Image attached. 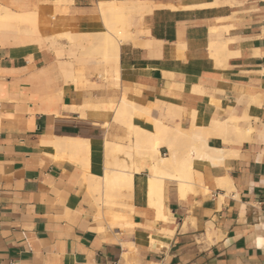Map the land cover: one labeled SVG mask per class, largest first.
<instances>
[{
    "label": "crops",
    "instance_id": "1",
    "mask_svg": "<svg viewBox=\"0 0 264 264\" xmlns=\"http://www.w3.org/2000/svg\"><path fill=\"white\" fill-rule=\"evenodd\" d=\"M99 1L109 0L0 4L36 12L51 37L103 30ZM139 1L117 76L77 60L87 44L73 56L59 37L58 56L47 40L0 29V264H264V0ZM122 99L186 131L154 157L187 164L201 183L193 192L164 177L151 193L149 155L117 152L131 182L105 188L104 150L95 163L44 150L55 138L133 147ZM230 117L237 129L222 124ZM105 194L110 205L98 202Z\"/></svg>",
    "mask_w": 264,
    "mask_h": 264
},
{
    "label": "bare ground",
    "instance_id": "2",
    "mask_svg": "<svg viewBox=\"0 0 264 264\" xmlns=\"http://www.w3.org/2000/svg\"><path fill=\"white\" fill-rule=\"evenodd\" d=\"M121 5H124L125 8L121 9V10H127L126 8L132 10V13H134L133 11H136V12H144V4L142 1H139V0H129V1H116V0H109V1H99V4H111V6L114 7V3H118ZM116 4V6L118 5ZM110 6V7H111ZM115 6V7H116ZM150 6V5H149ZM146 7V6H145ZM3 6L0 4V10H2ZM98 8H99V5H98ZM23 9V8H22ZM28 9V8H27ZM131 12V11H130ZM32 13L33 15H36L35 12L33 11H28V10H22L20 13L18 12H14V11H11L10 9H8L7 7H5V14L7 16V18L9 19H18L22 16H25L26 14H29ZM118 20V19H117ZM124 21V20H123ZM125 22V21H124ZM120 24V23H119ZM104 26V25H103ZM120 26V25H118ZM117 26V27H118ZM113 27V26H112ZM124 27V26H123ZM106 30H102L100 29L99 27V30L102 34V37L104 38L105 40V44H104V50H103V55H102V58H104V62L101 61V64L103 63L104 65L106 64H113V68H114V74H116L117 76V69H116V63H117V59H118V51H119V41L123 38H126L128 37V33L129 31L128 30H125L127 29L126 27V24H125V29L123 30L124 33L121 34V31L118 32L119 30V27H118V30L116 31L115 33V29L114 28H111V30H107L108 28L105 26ZM121 29V28H120ZM15 31H18V30H15ZM28 32H32L31 30H27ZM33 33V32H32ZM102 38V39H103ZM60 51V50H59ZM69 60V59H68ZM62 64H65L66 67L68 66L70 68V66H72V64L70 63H64L62 61ZM100 63H98L99 65ZM63 66V65H62ZM111 66V65H110ZM112 67V66H111ZM109 68V67H108ZM124 71V70H123ZM71 72V71H70ZM69 72V74H70ZM122 73H125V72H122ZM120 74V72H119ZM127 74V73H126ZM130 75V74H129ZM71 76V75H70ZM121 76V75H120ZM119 76V78H120ZM115 78V77H114ZM122 78V77H121ZM70 80V79H69ZM115 80V79H114ZM120 80V79H119ZM192 89V88H191ZM193 92V91H192ZM127 101L122 99L121 100V103L119 104V108H118V114L121 116V115H124L125 111H126V105H127ZM129 105V104H128ZM71 107V106H70ZM171 111V110H170ZM117 114V115H118ZM141 120L144 119L143 122H145V125L146 126V129L145 132H150V134L152 135V138L150 137L151 135H149L150 139L148 140L149 141V145L150 147L154 148V154L157 153V150H158V147L160 144H164L163 142L167 140L166 136L169 135H173L176 137V139H179L181 138V135L179 134H182L184 133V131H182V129H180L178 126H169L167 124H165L162 120L160 119H157V118H154L150 115L149 113V110L145 107H141L140 108V114H139ZM117 119V118H116ZM225 120V119H224ZM236 121H238V119L236 117H230L228 118L227 120H225V122H222V124H226L231 126L232 128L234 129H237V126H236ZM193 123V121H192ZM218 123V122H217ZM194 124V123H193ZM216 125V124H215ZM107 126V125H106ZM222 126V125H221ZM221 126H219L221 128ZM194 128V126H193ZM224 129V128H223ZM220 130V129H219ZM186 132V131H185ZM197 132V131H196ZM204 132V131H203ZM198 133V132H197ZM206 134V133H205ZM148 135V133H147ZM178 135V136H176ZM184 135V134H182ZM186 135V134H185ZM52 137V136H51ZM60 137V136H59ZM67 137V136H66ZM178 137V138H177ZM201 137V136H200ZM163 138L166 140L163 141ZM183 138V137H182ZM202 138V137H201ZM49 139V138H48ZM52 139V138H51ZM174 140H176L175 138H172ZM45 140V139H44ZM87 141V142H86ZM173 142V141H171ZM167 144V142H165ZM41 144H43V148L46 152H50V153H53L55 154L57 157H64V156H75V155H86L88 158L90 157L92 160L94 158V161L95 162V158L96 156L98 155V152L100 150H103V149H107L108 152H111V153H116L117 151H121L123 150V145L122 144H118V143H114V142H111V141H104L102 144L101 143H96V142H89L88 143V140H79V139H73V138H55L54 140H48V141H44L42 142ZM207 144V143H206ZM126 147V146H124ZM131 147V146H130ZM122 148V149H121ZM121 149V150H120ZM174 152V150H172ZM211 151V150H209ZM129 152V151H128ZM173 152L171 153V155H173ZM217 154H220L221 150H218L216 151ZM215 152V153H216ZM219 152V153H218ZM159 153V152H158ZM157 153V154H158ZM169 153V152H168ZM213 152H211L212 154ZM150 154V153H149ZM214 154V153H213ZM216 154V155H217ZM165 155V154H164ZM206 155V154H205ZM222 155V154H221ZM175 156V155H174ZM200 156V155H199ZM219 156V155H217ZM170 157H173V156H170ZM169 157V158H170ZM202 157V155L200 156ZM223 157V156H221ZM220 157V158H221ZM175 158V157H173ZM205 158L207 159V157L205 156ZM216 158V157H215ZM218 158V157H217ZM61 159H64V158H61ZM68 159V158H67ZM172 159V158H170ZM170 159H166V158H162V157H153V175L150 177L149 179V186H150V189H151V193L152 191L154 190V188H156L157 186H160L161 185V182H162V179H164V177H171V178H174L175 180L178 179L179 181V186L181 188V190H191V192H193L192 188L195 187V184H197V182L194 180V175L191 173L189 167H186L183 166L184 164H180V166L178 167L177 163L175 162L176 161V158L175 160L172 159V161ZM219 159V158H218ZM217 159V160H218ZM216 160V159H214ZM209 161V160H208ZM211 161L213 162V158L211 159ZM219 162V161H218ZM211 163V162H210ZM215 165H218V164H215ZM214 165V166H215ZM106 169V168H105ZM217 174V173H216ZM123 176V178H125V181L127 182L128 186L130 185V182H131V177H132V171L131 170H117V169H114V168H110L109 170H105L104 172V180L102 179V181L104 182V186L105 188H107V184L109 182V180H116L117 178H121ZM218 176V175H217ZM198 177V176H197ZM223 178V177H222ZM168 179V178H167ZM216 180H220L221 182V178L218 179L216 178ZM228 180V179H226ZM124 181V182H125ZM201 182V181H200ZM217 182V181H216ZM168 183V181H167ZM224 183V182H223ZM226 183V182H225ZM163 184V182H162ZM201 184V183H200ZM199 184V185H200ZM216 184V183H215ZM220 184V183H219ZM227 184V183H226ZM178 185V184H177ZM198 185V184H197ZM198 185V186H199ZM224 186H230L229 185H225ZM195 190L197 188H194ZM163 191V190H162ZM197 191V190H196ZM149 192V191H148ZM195 192V191H194ZM109 193V191L107 192V194ZM104 194V193H103ZM180 194V193H179ZM109 195V194H108ZM120 195V194H119ZM152 195V194H151ZM186 195V194H185ZM102 196H100L98 198V202L99 203H107V205H110L109 203V199L111 198H108L110 196H107L106 194L104 195V199L101 198ZM117 197V196H116ZM124 198V197H123ZM119 200V199H118ZM97 202V203H98ZM163 202V201H162ZM123 203V202H122ZM101 205V204H100ZM149 206V205H148ZM157 206V204H156ZM153 207V206H152ZM153 209V208H152ZM117 214V213H116ZM155 214V213H154ZM126 226V225H125Z\"/></svg>",
    "mask_w": 264,
    "mask_h": 264
},
{
    "label": "rangeland",
    "instance_id": "3",
    "mask_svg": "<svg viewBox=\"0 0 264 264\" xmlns=\"http://www.w3.org/2000/svg\"><path fill=\"white\" fill-rule=\"evenodd\" d=\"M116 4L118 3H114L111 6V4H99V11L101 12L102 15V19H103V25H104V30H106L105 26L108 28L107 30H111V28L115 29V33L118 30L119 27V31H121V34L124 33V29H125V24L127 29H129V18L132 15H141V12H136L133 11L134 13H132V10L126 8L127 10H121L124 7V5H121L120 2L119 4L116 6ZM3 6V5H2ZM111 6V7H110ZM116 6V7H115ZM9 9V8H8ZM131 11V12H130ZM21 11H19L20 13ZM18 13V12H17ZM36 13V12H35ZM118 19V20H117ZM125 22H124V21ZM120 23V24H119ZM120 25V26H118ZM111 26V28H110ZM113 26V27H112ZM118 26V27H117ZM124 26V27H123ZM121 28V29H120ZM124 28V29H123ZM0 29L1 30H18V32L20 33L19 35L21 37L28 38L29 36H34L39 38L37 43H42V40H47L50 42L51 47H53L58 56L62 55V49L63 47L61 45H59V43L56 41L57 38L59 37H64L67 38V41L70 43V48L68 49V54L73 55L75 54V51L80 48L81 46H83L82 44H87L88 46V50L86 53L82 54V57L77 58V60H81L82 62H96L97 64H99V66L104 67L105 69L108 68L107 65L105 64H101V61L104 60V58H102L103 55V50H104V44H105V40L102 37V34L99 30V26H92L91 30L89 32H95L94 34H83L80 31H76V32H70L67 31L66 29H62L59 30V32H56L53 36L51 37H43L40 34V28L38 25V21L36 18V15H33L32 13L26 14L25 16H22L18 19H9L7 18L6 14H5V7L3 6L2 10H0ZM31 30L32 32H28L27 30ZM117 32V33H118ZM116 33V34H117ZM29 35V36H27ZM103 38V39H102ZM106 45V44H105ZM60 50V51H59ZM104 62V61H102ZM71 64V62H68ZM140 108L141 106H129L128 104L126 105V111L124 113V115H119L118 120L122 121V124L125 125V128H127L129 133H134L135 135V143L133 145V147L126 148L121 151H117V152H124L125 156L130 159V161L132 162V153L133 154H140V155H149L152 158L154 157V148L152 150V148L149 145V139L150 137L152 138V135L150 134V132H145L144 129H146L145 122L144 119L138 120L137 123L132 124L131 119L130 121L125 119L127 117V114H131L132 116L136 115V116H140ZM130 109V110H129ZM132 109V110H131ZM132 111V113H131ZM127 122H124V121ZM147 130V129H146ZM149 135H151L149 137ZM134 149V152L133 150ZM105 151V155H108L109 157H111V161L108 162V165L106 166L105 170H109L110 168L113 167V165L115 166L114 169L117 170H130L129 167L126 165L125 160H119L116 156V153H111L108 152L107 149H103ZM129 151V152H128ZM100 152H102V150H100L98 152V155L100 154ZM150 153V154H149ZM72 157H78V158H84L88 161V163L93 162V160L89 157H87L86 155H75ZM97 158V156H96ZM95 158V160H96ZM95 163V162H93ZM190 169V168H189ZM191 171V169H190ZM192 173V171H191ZM193 174V173H192ZM194 175V174H193ZM195 180V179H194ZM125 178H123V176L121 178H117L116 180H109L108 184H107V188L112 186H128L127 182L125 181ZM196 182L198 180H195ZM100 196H98L99 198Z\"/></svg>",
    "mask_w": 264,
    "mask_h": 264
},
{
    "label": "built area",
    "instance_id": "4",
    "mask_svg": "<svg viewBox=\"0 0 264 264\" xmlns=\"http://www.w3.org/2000/svg\"><path fill=\"white\" fill-rule=\"evenodd\" d=\"M261 206H262V208L264 210V200L261 202Z\"/></svg>",
    "mask_w": 264,
    "mask_h": 264
}]
</instances>
